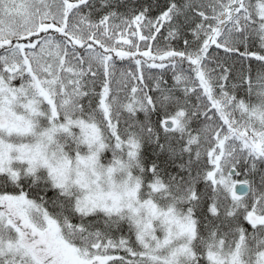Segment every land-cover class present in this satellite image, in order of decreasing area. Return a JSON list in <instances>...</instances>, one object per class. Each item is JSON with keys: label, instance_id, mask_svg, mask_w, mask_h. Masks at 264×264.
<instances>
[{"label": "snow or ice", "instance_id": "snow-or-ice-1", "mask_svg": "<svg viewBox=\"0 0 264 264\" xmlns=\"http://www.w3.org/2000/svg\"><path fill=\"white\" fill-rule=\"evenodd\" d=\"M0 264H264V0H0Z\"/></svg>", "mask_w": 264, "mask_h": 264}]
</instances>
